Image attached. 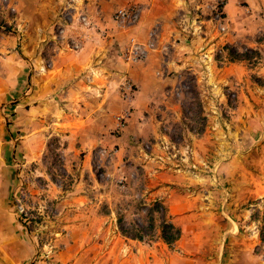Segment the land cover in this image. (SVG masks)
<instances>
[{"label":"rangeland","instance_id":"obj_1","mask_svg":"<svg viewBox=\"0 0 264 264\" xmlns=\"http://www.w3.org/2000/svg\"><path fill=\"white\" fill-rule=\"evenodd\" d=\"M73 1L0 0V264H264V0H206L188 18L193 62L208 43L204 60L239 62V76L215 79L202 60L145 86L122 56L139 20L113 19L141 3L101 0L94 14ZM83 36L97 59L111 39L109 69L70 97L78 74L57 82L55 67ZM155 199L180 228L172 246L146 214ZM117 213L152 240L122 236Z\"/></svg>","mask_w":264,"mask_h":264},{"label":"crops","instance_id":"obj_2","mask_svg":"<svg viewBox=\"0 0 264 264\" xmlns=\"http://www.w3.org/2000/svg\"><path fill=\"white\" fill-rule=\"evenodd\" d=\"M45 1L47 4V0ZM137 1L141 3L143 11L139 21L128 29L141 42L148 41L150 33L153 32L157 46L155 50H149L143 60L137 62L138 64L136 63L138 69L136 72V79L138 83L145 86L148 82H156L157 80L167 81L168 79H172V75L169 74L170 71H179L185 68L188 63L193 65L195 62L202 67L205 65L212 69L215 79L225 78L228 74L225 72L229 70H231L234 76L240 75L242 65L239 62H229L230 67L225 69L224 67L218 66L216 61H213L212 63V61L204 60L203 54L204 51H206L208 43L205 44L206 48H204V50L201 49L200 54L197 56L200 58V61L193 62L194 56H191V53L194 54V51V55H197V47L199 46L194 47L192 41L187 42L185 40V36L188 33L187 30H190L188 29V20H190L188 18H190L193 8H205L206 0ZM211 2L214 3V0H211ZM80 4L84 5L89 12H94L100 7L101 0H74L72 2V5L75 8H80V6H82ZM96 13L97 11L94 12V14ZM44 15L46 16V14L41 15L39 20L40 23L38 22L40 24V29L44 30L39 31L38 34H40V36L43 34L45 35L44 32L47 31H45L44 28H47L50 22L48 16L44 17ZM78 34L80 35L84 33L79 31ZM85 35H89V33H85L84 36ZM103 35H107L106 32H103ZM84 36L83 40L78 39L75 43V45H78V48L74 49L69 55H62L60 57L61 59H59L60 62L57 67H55L56 69L59 68L60 71V74L56 76L57 82L58 80H62V82L67 81L69 76L74 77L75 74H78L77 87H75L74 84L69 83L70 86L66 89V94H70V97L78 96L82 98L86 92L82 87H89L92 90L93 86L90 85L89 82H97L93 76L94 71H99L104 75V71L109 69L104 57L107 52H102V50L106 48L107 44H110L111 39L110 42L104 39L103 44L100 45L101 51L98 50L100 57L97 59L93 58V52L96 48H93V43L87 41L88 39H85ZM204 39L206 40V38ZM199 48H201V46ZM202 60L205 61L204 65ZM207 62L209 63L208 65ZM126 71L131 79L133 76L132 73L128 71V68ZM107 72L110 73L109 71ZM150 78L152 80H150ZM203 78H207V76L203 75ZM145 92L146 94L143 93L136 98L135 102L139 109H145L151 99L152 92L147 91L146 89Z\"/></svg>","mask_w":264,"mask_h":264},{"label":"built area","instance_id":"obj_3","mask_svg":"<svg viewBox=\"0 0 264 264\" xmlns=\"http://www.w3.org/2000/svg\"><path fill=\"white\" fill-rule=\"evenodd\" d=\"M222 3V0H218L217 4ZM142 8L138 3H132L123 7L116 9L113 13V19L120 25H126L130 23H135L139 20ZM84 18V17H83ZM221 15L219 12L215 13V20L218 22L219 30L224 31L225 25L221 22ZM150 38V37H149ZM78 47V45H75ZM155 42L154 39H149L146 42H141L135 37H131L123 50V59L127 62H139L143 60L149 50H154ZM124 91L125 98H128L126 91H131V84L128 80L122 82V87ZM128 117L127 113L120 114L116 117L117 123L116 127L122 129L124 122Z\"/></svg>","mask_w":264,"mask_h":264},{"label":"trees","instance_id":"obj_4","mask_svg":"<svg viewBox=\"0 0 264 264\" xmlns=\"http://www.w3.org/2000/svg\"><path fill=\"white\" fill-rule=\"evenodd\" d=\"M165 208L162 205V203L158 200H154L150 203V206L147 208V216H151L152 214H157L159 218V224H158V229L160 231L159 237L162 239V241L167 244L168 246H172L180 237V228L175 225L172 222H169L163 218ZM122 215L120 213H117V227L119 233L128 238L132 239H137L139 241H151L152 240V233H144L143 229L141 228H136L133 230L132 229H127L126 227H123L122 224Z\"/></svg>","mask_w":264,"mask_h":264}]
</instances>
